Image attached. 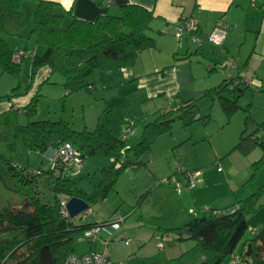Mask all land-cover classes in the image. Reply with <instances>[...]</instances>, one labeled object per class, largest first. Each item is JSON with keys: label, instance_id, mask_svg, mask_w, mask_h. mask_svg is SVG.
<instances>
[{"label": "trees", "instance_id": "16d2710c", "mask_svg": "<svg viewBox=\"0 0 264 264\" xmlns=\"http://www.w3.org/2000/svg\"><path fill=\"white\" fill-rule=\"evenodd\" d=\"M22 1L0 0V75L17 80L9 94L0 95V102H11L24 95L43 67L61 74L68 94L85 91L101 100L105 90L95 83L94 76L132 66L141 51L155 47L156 40L150 35L153 15L139 5H122L117 14L100 15L90 22L71 17L69 11L65 12L54 2L36 0L32 24L27 31L21 12ZM65 16L70 17L66 23ZM4 36L24 40L34 37L35 44L43 49L40 55L26 46L21 50L28 52L27 59H30L29 84L21 94L16 91L20 88L23 60L14 62V54L20 51L13 52ZM248 91L242 79L227 78L181 101L176 109L160 110L152 122L144 125L140 140L128 152L135 158L149 152L155 139L169 132L175 120L183 126L195 121L206 123L197 114L199 100H219L227 119L239 110L249 112L252 97ZM243 98L249 102L246 106L240 105ZM36 110L35 93L23 107L11 106L0 114V264H62L69 255H78L75 245L80 234L84 235L93 227L115 224V220L75 222L61 214L60 197H78L85 200L89 208L93 207L115 191L124 168H137L142 164L130 162L124 154V140L101 124L92 131H75L64 120L30 121ZM19 116H25L24 124L18 122ZM248 118V115L244 118L233 150L248 152L255 147L261 150L260 159L252 163V178L264 161V121L256 123V128L248 132ZM65 142L72 145L83 162L96 156L112 160L108 168L99 171L101 179L90 192L79 189L72 176H55L49 168L30 169V152L44 155ZM43 177L52 184L51 203L41 201L39 179ZM262 192L264 184L230 208L208 209L200 216H191L182 228L163 230L160 236L165 243L193 242L177 257H165L164 249L147 257L132 253L123 264H222L242 241L249 228L247 217L260 208L258 201ZM147 194L140 197L132 211H138ZM184 230L186 234L182 233ZM248 244L251 245L250 257L240 256L241 264H264V222L244 245Z\"/></svg>", "mask_w": 264, "mask_h": 264}, {"label": "rangeland", "instance_id": "374dc122", "mask_svg": "<svg viewBox=\"0 0 264 264\" xmlns=\"http://www.w3.org/2000/svg\"><path fill=\"white\" fill-rule=\"evenodd\" d=\"M32 17L33 9L30 10V17H27V11H25V17L23 16L24 22H27V19L30 21L26 24L27 31L30 30L29 26ZM238 33L236 32L232 37L228 35L227 38H233L231 40L233 44L242 47L241 42L245 38V31L242 29L240 36ZM4 40L12 50L24 46L28 48L35 47L34 37L24 40L4 36ZM207 43L205 47L208 48V51L204 49V52H215V56L212 59L214 61L211 63L209 61L206 62L201 56H196L193 59L191 68L193 69L195 78L194 84L197 86L203 83L215 86L222 80L223 75L229 74L230 76H234L235 74L228 63L230 57H226L221 47L209 42ZM247 43L248 41L245 44L247 45ZM189 48L193 50L194 45L189 43ZM243 51L242 47L241 54ZM42 52L40 49L38 50L39 55ZM29 66L30 59L23 60L20 75L22 87L16 91L19 94L24 91L27 85ZM213 67L216 70L208 71ZM126 68L130 69L131 66H127ZM118 71L120 70L113 71V75H117ZM106 75L103 74L102 76ZM96 77H99V75L94 76L93 80L100 86ZM63 84L64 79L57 72H51L48 81L40 84L37 90V110L35 115L30 118V121L47 119L52 121L64 120L75 131H82L84 129L92 131L97 124H101L118 137H121L127 127H129L130 132L126 134V138L124 139V154L130 162L142 163L135 169L131 166L124 168L117 180L115 191L112 192L122 200L117 208L123 207L125 212L129 211L130 214L125 218L124 223H115L102 227L98 235V238L104 236L102 240H108V257L112 263H124L131 252H138L137 254L140 255L147 254L148 248L154 242L156 244L157 240L153 238V240H146L144 245L137 248L138 243L135 236L137 229L152 233L157 230V226H167L179 222L183 218L182 214L184 211L188 212L187 219L190 220L192 215L200 216L207 212L208 209H217V206L221 204L219 203L220 193H227L228 191L226 189V182L224 183V181H226L225 178L229 169H235L239 172L247 169L250 187L253 186L252 183H254L256 178L259 179L258 175L259 177L264 175L263 161L254 173V177L251 178L253 169L250 158L254 152L243 154L238 150H233V147L237 143V133L242 131L244 118L247 115L249 116L246 125L247 131H251L255 123L264 121V94H254L252 104L248 108L249 112L239 110L230 119H227L223 113L219 100H199L197 114L203 120H206V123L195 121L188 126H183L179 120H175L169 132H165L155 139L149 152L141 155L139 158H135L131 152H128V149L140 140L144 125L152 122L156 115L161 112L162 103L168 106L167 109H176L181 105V101L185 99L178 97L173 99H149L144 95H135L134 91L128 90L125 92L123 87H116L115 83H111V87L102 93V99L96 100L90 93L85 91L68 94ZM16 85L17 80L13 77L6 74L0 75V95L9 94ZM108 85L105 84L107 87ZM172 101L174 102L172 103ZM239 102L241 106H246L249 103L245 98L240 99ZM18 122L24 124L26 122L25 116H19ZM231 137L233 141H230ZM52 154L53 151L51 150L44 155L30 152V169L47 170L49 167V157ZM84 163L81 171L74 176L73 180L79 189L90 192L101 179L99 171L108 168V160L96 156L87 158ZM181 170H184V172H181ZM219 171L222 172L219 173ZM188 172L198 173L195 179L196 187L193 190L186 186ZM200 175L204 176V183H201V179H199ZM167 178H173L177 184V188H175L174 184L162 182ZM39 180L41 201L43 203H51L53 201L52 184L44 177ZM263 183L264 181L262 182V180L255 183L259 186L257 185L253 188L251 193H245L246 189L243 192H237L242 197L240 199L232 198V205L248 198ZM201 187L204 190L200 194H196V191ZM167 188H170L174 194H176V190H179V193H182L181 199L177 200L173 193V196L170 195L168 192L170 190ZM148 191H150L149 194L146 193ZM243 193L245 194L243 195ZM145 194L147 195L141 201L142 203L140 202L138 211H132L140 197ZM172 197L174 198L173 202H171ZM258 202L260 208L255 213L249 215L251 219L253 218L252 221L255 222L254 226L250 225L251 220H249V228L242 241L234 250V257H243L247 250V246L244 245L246 240L251 239L256 228L264 222V192H262ZM93 207L92 210L94 209L95 213L102 209L103 213L106 214L107 220L114 221L118 218L117 215L114 216V212L112 213L113 206L109 204V201L105 204L98 203L95 205V208ZM84 213L74 219L80 221ZM98 238L94 242H89L84 239L83 234H80L77 237L75 245L77 254L88 246L96 250L99 246ZM128 238L131 240L130 245L125 246L124 241ZM192 243L190 240L176 242L177 245H186V247L187 245L190 247ZM169 245L170 243H165L166 247ZM101 249L103 250L104 246ZM162 254L164 255L163 252ZM164 256L166 257V255ZM229 260V258L225 259L222 264H230Z\"/></svg>", "mask_w": 264, "mask_h": 264}, {"label": "crops", "instance_id": "0c3cea01", "mask_svg": "<svg viewBox=\"0 0 264 264\" xmlns=\"http://www.w3.org/2000/svg\"><path fill=\"white\" fill-rule=\"evenodd\" d=\"M51 1L58 4L65 12H70L71 17L84 21H94L98 16L105 14H117L118 7L127 4H135L141 7H144L150 11L153 15V20L151 22L152 31L150 35L155 38L156 43L154 48L146 49L141 51L135 63L131 66L130 69L124 68V71H118L117 75H113V72L107 74L106 76L99 75L97 81L100 84V87L106 90L111 87V83H115L116 87H123L125 92L134 91L135 95H144L149 99H158V98H167L173 99L175 97L188 99L193 94L204 91L206 89L212 88L210 84L203 83L199 86L195 85V78L193 75V69L191 64L193 59L196 56H201L206 62H213V57L215 52H204V49L208 51V48L205 47V44H208L206 36L212 31L215 23L218 20L225 22L229 29L228 33L225 36V39L221 45V50L225 52L226 57H230L234 60L235 72L234 76L229 74L223 75V79L227 78H238L246 81L249 95L254 98V94H264V0H255L253 5L252 0H45ZM36 0H23L21 3V12L25 17V11H27V17H30V10L35 8ZM252 6V7H251ZM192 17L196 20L198 35L201 38L200 43H194L190 40V36L187 33H183L179 38L176 37V33L182 24L183 19ZM70 17L65 16V23L68 22ZM29 20L27 19V22ZM25 22V29L26 24ZM30 22V21H29ZM32 24V21H31ZM31 24L29 27H31ZM242 29L245 31V38H243L241 44L243 45V53L241 54L242 47H238L236 44H233L232 35L239 32L238 35H241ZM238 37V36H237ZM228 41V42H227ZM248 41L247 45L245 44ZM227 42V44H226ZM189 43L194 45V49L189 48ZM245 44V45H244ZM35 47L27 48L32 52L38 54V50L43 51L40 46L34 45ZM25 47V46H24ZM24 47L17 48L15 51H21ZM247 53V54H246ZM30 68V66H29ZM216 70L215 67L210 68L208 71ZM29 73V70H28ZM51 71L47 67L41 68L33 82L31 87L26 90L25 94L22 96L15 97L11 102L2 101L0 102V114L9 110L11 106L13 107H23L26 105L31 97L36 93L38 87L43 82H47ZM28 77V76H27ZM124 79V81H123ZM20 87H22L21 77H20ZM221 80V81H222ZM220 81V82H221ZM126 82V83H125ZM219 82V83H220ZM103 83V84H102ZM218 83V84H219ZM29 80L27 79V89ZM105 84H109L108 87ZM217 84V85H218ZM216 86V85H215ZM105 92V91H104ZM174 101H172L173 103ZM162 110L167 109L164 103H162ZM244 124V122H243ZM243 126V125H242ZM256 128V123L253 131ZM248 131V132H251ZM240 133H237V142L239 139ZM117 138L116 135H114ZM122 136V135H121ZM233 138L231 137V140ZM235 141V140H234ZM230 143V142H229ZM234 143V142H231ZM232 145V144H231ZM236 145V144H235ZM230 147V146H229ZM257 150H256V149ZM250 149L248 152H241L243 154L252 153L251 162L257 161L261 157V150L258 147ZM256 150V151H254ZM108 160V165L111 164L112 160ZM85 164V163H84ZM232 167V166H231ZM133 168V167H132ZM135 169V168H133ZM181 172H184V170ZM222 171H219L221 173ZM248 170L244 169L242 172L237 170L229 169L228 174L226 175V189L227 193H220L219 206L216 211H221L232 206V198L240 199L237 192H243L246 189L245 193H251L253 188H255L260 180L264 181V175L259 177V179H253L252 187H250L249 176L247 174ZM201 183H204V176L200 175ZM252 180V182H253ZM259 180V181H258ZM264 184V183H263ZM262 184V185H263ZM259 186V185H258ZM160 187V186H159ZM196 187V186H195ZM195 187L193 189H195ZM203 187V186H202ZM199 188L196 191V194H200L204 188ZM158 188V187H157ZM156 188V189H157ZM165 188V187H164ZM170 191L169 194L172 195L173 191L170 188H167ZM191 189V190H193ZM176 194L173 195L177 200H180L182 193H179V190H176ZM185 193V192H184ZM183 193V194H184ZM243 193V195L245 194ZM181 194V195H180ZM172 195V196H173ZM109 201L112 207V213L118 216V218H124L125 221L126 213L123 207H119L121 203V198L111 193L101 204H105ZM174 201V198H171V202ZM228 205V206H223ZM262 206V205H261ZM95 208V206L93 207ZM110 208V207H109ZM117 208V209H116ZM101 211L94 212L92 207L87 210L86 213L82 215L80 221L75 220V222H101L107 220L106 214ZM188 212L184 211L182 214V219L179 222L174 224H169L167 226H157V230L154 232L140 231L137 229L136 233V242L138 243L137 248L145 244L146 240L152 239L159 240L161 239V233L163 230L182 228L189 221L187 219ZM193 216V215H192ZM249 220H251L250 225H253L255 222L252 221L251 216H248L247 222L249 226ZM183 223V224H182ZM160 225V224H158ZM254 226V225H253ZM260 227V226H259ZM258 227V228H259ZM256 228V230L258 229ZM255 230V231H256ZM254 231V232H255ZM104 236L98 238V248L93 250L91 246L85 247L78 255L87 253L89 251H101L102 246H105L107 243L108 249V240H102ZM129 239V238H128ZM127 240V239H126ZM130 240V239H129ZM156 241V242H157ZM94 242V241H93ZM131 240L128 245H130ZM155 243V242H154ZM152 244L148 248L147 254H138L142 257L152 256L156 254L157 250L155 244ZM90 244V243H89ZM188 247V245H187ZM186 245H177L176 243H170L168 247H164V255L168 258H174L180 255L182 252L187 250ZM133 252H131L132 254ZM138 253V252H136ZM109 254V253H108ZM122 263V262H121Z\"/></svg>", "mask_w": 264, "mask_h": 264}, {"label": "built area", "instance_id": "2783aa9c", "mask_svg": "<svg viewBox=\"0 0 264 264\" xmlns=\"http://www.w3.org/2000/svg\"><path fill=\"white\" fill-rule=\"evenodd\" d=\"M254 5L255 0H252ZM228 25L223 22L222 20H218L212 31L206 36V40L214 44L216 46L222 45L225 36L228 32ZM198 28L196 20L192 17H188L183 19L182 24L180 25L176 37L180 39L183 33H187L190 36V40L194 43H200L201 38L198 35ZM29 53L26 51H20L14 54L13 60L14 62H20L28 58ZM228 63L230 64L231 68H234V60L232 58L228 59ZM122 72L124 69L121 70ZM246 82V81H245ZM130 132V128L127 127L125 132L121 136V140L126 138V134ZM84 166V162L80 157V154L72 147L71 144L65 142L59 145V147L53 152V154L49 157V170L55 176H76ZM220 170V169H218ZM198 173L188 172L187 173V180L186 186L189 189H193L195 187V179L197 178ZM165 184H174L175 188H177V184L175 183L174 179L167 178L162 181ZM70 197L66 199V197H60V208L61 214L64 217H69L66 211V203ZM122 222V218H117L115 223ZM102 227H93L87 230L84 233V237L88 238L91 242L97 240L98 235L101 231ZM129 239L124 241L125 245L129 244ZM157 251H163L165 247L164 239H159L155 244ZM230 264H241L240 257H234L233 255L229 257ZM62 264H123L121 262L112 263L108 257V249L107 243H105L104 249L102 251H90L88 253L82 255H69L66 257Z\"/></svg>", "mask_w": 264, "mask_h": 264}, {"label": "water", "instance_id": "95a60500", "mask_svg": "<svg viewBox=\"0 0 264 264\" xmlns=\"http://www.w3.org/2000/svg\"><path fill=\"white\" fill-rule=\"evenodd\" d=\"M68 197H66L67 199ZM66 211L68 213V216L70 219H74L75 217H78L82 213L86 212L89 209L88 203L78 197H70L66 203ZM183 234L187 233V230L182 231ZM251 245H247V250L245 253L246 257H250Z\"/></svg>", "mask_w": 264, "mask_h": 264}]
</instances>
